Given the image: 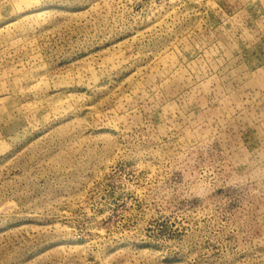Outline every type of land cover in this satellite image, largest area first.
Here are the masks:
<instances>
[{"label":"rangeland","instance_id":"374dc122","mask_svg":"<svg viewBox=\"0 0 264 264\" xmlns=\"http://www.w3.org/2000/svg\"><path fill=\"white\" fill-rule=\"evenodd\" d=\"M0 264H264V0H0Z\"/></svg>","mask_w":264,"mask_h":264}]
</instances>
